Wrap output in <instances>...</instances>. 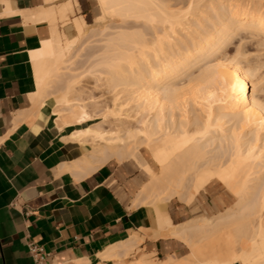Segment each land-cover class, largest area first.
Instances as JSON below:
<instances>
[{
  "label": "bare ground",
  "instance_id": "1",
  "mask_svg": "<svg viewBox=\"0 0 264 264\" xmlns=\"http://www.w3.org/2000/svg\"><path fill=\"white\" fill-rule=\"evenodd\" d=\"M202 1L97 0L101 17L133 19L140 27L150 29L149 35H152L149 36L146 30L132 34L133 29L127 34L128 30L121 26L126 29L123 30L126 34L113 31L114 36H104L105 40L98 36L99 40V33L92 30L90 33L94 35L90 40L88 29V37H83L82 41L89 40V43L94 36L98 43L103 41L99 44L103 47L97 52L100 54L103 49L104 53L92 67L101 69L108 76L106 82L111 88H118L119 96H113L112 108H104L107 103H103V99V102L97 99L93 102L92 97V102H84L83 98L74 96V77L67 79L59 91L51 89L50 79L61 74L59 70L64 69V57L75 46L62 43L63 34L55 26L56 21H63L71 13V8L65 5L58 11L42 9L37 12L40 21L44 19L52 26H49V38L42 42L41 50L35 52L33 58L38 87L37 93L31 97L33 110L20 121L29 122L45 98L52 96L56 127L59 130L77 128L68 140L85 144L90 149L69 169L88 176L110 161L119 166L133 164L150 179L149 184L142 186L137 198L135 196L137 206H149L155 202L156 229L141 230V233L152 238L166 233L181 240L189 249L186 259L168 257L156 262L142 254L129 261L133 250L144 240L143 236L132 232L127 240L98 255L101 259L125 260L128 264H264V101L257 96L264 95V89L262 93L256 86L260 85L258 80L262 75L258 74L262 71L259 69L264 67L260 66L264 60L259 63L264 55L261 56L258 50L261 47L264 50V0H208L210 8L216 11L215 17L208 18L213 22L216 20L214 26L218 28L209 33L211 28L207 34L188 30L194 21L201 19L200 22L207 23L198 14L204 12V8L207 13L203 14L208 15L210 11L209 15H213L208 6L206 10L204 1L196 13ZM71 26L78 35L87 28L81 20L74 21ZM198 26L195 29L200 30L201 25ZM121 28L115 27L114 30ZM177 31L186 34L183 38H175L173 35ZM237 36H241L240 42L234 38ZM242 38L253 40V45L257 43L258 48L254 50L261 53L258 52L256 58L257 62L261 56L259 65L254 64L253 59V62L250 60L253 65L247 62L244 66L247 56L244 60L242 55L249 49L243 52L240 47L243 54L234 50L244 63L235 56V59L228 56V52L223 53L229 41L244 44ZM92 42V45L98 44L95 40ZM182 43L183 47L180 46ZM210 58L214 59L211 61ZM86 61L82 64L88 66L89 61ZM199 63H203V69L193 76L191 72ZM86 65L81 68L85 69ZM248 83L252 85L250 93ZM182 84L185 85L181 87ZM86 91L90 94L88 89ZM189 106H198L199 116L188 117ZM132 109L136 117L134 123H129L128 111ZM175 110L180 112V120H175ZM109 118L113 129H103L99 124L83 127L98 120L106 123ZM225 124H231L230 128L223 129ZM215 133L219 135L214 136ZM146 155L154 163L156 172L148 165ZM215 186L221 191L218 202L222 210L190 223L172 225L163 204L159 203L175 198L191 205L201 191Z\"/></svg>",
  "mask_w": 264,
  "mask_h": 264
},
{
  "label": "crops",
  "instance_id": "2",
  "mask_svg": "<svg viewBox=\"0 0 264 264\" xmlns=\"http://www.w3.org/2000/svg\"><path fill=\"white\" fill-rule=\"evenodd\" d=\"M74 1L0 0V264H33L26 237L51 254V264H128L98 255L132 232L156 229L153 208L133 207L109 185L116 176L112 161L88 176L69 169L90 149L68 140L77 128L56 127L52 96L29 122L20 121L33 110V58L49 38V24L37 12L65 5L73 12ZM167 216L172 224L174 210ZM160 236L144 235L128 260L183 258L181 244Z\"/></svg>",
  "mask_w": 264,
  "mask_h": 264
},
{
  "label": "rangeland",
  "instance_id": "3",
  "mask_svg": "<svg viewBox=\"0 0 264 264\" xmlns=\"http://www.w3.org/2000/svg\"><path fill=\"white\" fill-rule=\"evenodd\" d=\"M203 1H204L205 5L207 4L206 6L204 5L206 7V10H207V6H208L209 10L212 11L211 14H213L214 16L213 15H209L210 14V11H208V13H209L208 15L203 14L205 12V8H204V12H202V13L199 12L198 13L199 8H202L203 7V4H202ZM203 1L200 3L199 7L197 8V12L196 13L200 14V18H202V19H203V17L206 19V17L208 18L209 16H211L212 18L215 17L216 11L214 12L210 8V2L208 0H203ZM72 8H73V12H71V14L68 16V18L66 17V18H64L63 21L62 20L61 21L58 20V22L57 21L55 22V26L58 28L59 32L61 33V35L63 34V36H62L63 42L62 43H64L65 45L66 44H69V43H73V46L74 45L75 46L73 47V50L69 49V52L67 51V54L65 56L66 58L64 57V59H65V63H64L65 66L63 65L64 69L61 70V71L59 70V73L61 72V74H59L57 76H54V77H52V79H50L51 89H53L55 91H59L60 89H62V87H63V85H64V83H65V81L67 79H69L71 77H74L73 80L76 82L74 84V89H73V95L74 96H79L81 99L83 98L84 102H90V101L92 102L91 99H93V98H94V101L93 102H95L97 100H98V102H99V100L101 102L104 101L103 103H107V105L104 104L105 105V107L103 106L104 108H112V106H113V103H112L113 102L112 101L113 96H114V98H115V95H118L119 96L118 88H115V89L111 88L109 86V83L106 82L108 76L104 75L101 72V69H99V68H93L92 67L93 62L96 59H98L99 56H101L100 54H102V52L104 53L103 49H101L102 52L100 51L101 53L98 54L99 49L101 47V45L99 47V44H101L103 41L102 42L99 41V43H98V39L96 40V38L94 36L95 39L92 37V39H93L92 41L95 40V41H97L98 44L95 43L94 45H92L93 44L92 41H90V43H89V40L88 41H82L83 40V37L86 34H88V32L90 33V31H92V30H94L93 33H95V31H97V33L100 34V35L97 34V37L99 36L100 38H103L104 39V36L105 37H107L108 35L114 36L113 35L114 34L113 31H115V32L118 31L117 33H119V32L122 31L123 34H126V32L124 33L123 30H126L127 29L129 31V30H132L133 29L134 32H132L133 30L132 31H129L130 33H128V31H127V34H131V32H132V34H136V33L137 34H141V33L145 32L146 29L140 27L139 26V23L137 21L133 20V19H125L126 21H124V19L121 20V18H115V17L112 18V17H109V16H108L109 18L101 17V11H100L101 9H100V6H99V3L97 2V0H79L78 2L74 1L73 2V5H72ZM200 11H202V10H200ZM205 13H207V11ZM212 18L211 19L208 18L207 20H205V19L203 20L204 22H207V23L210 20V22L208 23L209 25H206L207 23L205 24L202 21L200 22L201 19L199 21H197L198 23L194 21V22H192L193 25H192V23L190 24L192 26L190 28L188 27V30L189 31H192V32L194 30H197V33L200 31L201 33L203 32V34H205V32L207 34L208 31L211 28L212 29H211V31H209V33L212 32L213 29L215 31V29H217L218 26H216V28H215L214 25L216 24V22H215L216 20H214L215 19L214 18L213 19L214 22H213V21H211ZM75 19L82 20V22L85 25L84 28L87 27L85 29L86 31L83 29L81 35H78L77 32H76V30L74 28L72 29V26L71 25H73ZM105 20H107V21H105ZM109 20H110V22H109ZM98 22L100 24L101 23L102 24L100 25ZM104 22H105V25H104ZM97 24H98V26H97ZM194 24H196V25L194 26ZM198 24H199V26L201 25V27H202V28L200 27V30L199 29H195V27L198 26ZM202 24H204L205 27L202 26ZM50 25L52 26V24H49V26ZM69 26H71V27H69ZM121 26L124 27V28H126V29L121 28ZM92 27L94 29H91ZM111 27H112V29H111ZM115 27H117V28L119 27L121 29H119V30L115 29L114 30ZM101 29H102V31H101ZM87 30H88V32H87ZM149 30L150 29L146 30V32H148V35H149V33L151 34V30H150V32H149ZM185 34H186V32L177 31V33L174 34L173 37H175V38H178V37L179 38H183L185 36ZM93 35L94 34H91L90 33L89 37L87 35L86 36L88 38H90ZM149 36H152V35H149ZM78 37H79V39L80 38L81 39L79 40ZM240 37L237 36V37H234V38H236V39L238 38L237 40H239V42H240ZM100 38H99V40H100ZM108 38H110V37L108 36ZM151 38L150 37L149 38L147 37V39H151ZM70 39H72V40L70 41ZM73 39H76L77 41L76 40H73ZM103 39H101V40H103ZM245 39L246 38H244V40H243V38L241 39L244 42V44L241 42L242 46L245 45L244 48L241 46V44L240 45L237 44L238 43L237 40H233V43L231 41H229L227 43L228 45L226 44L227 45V47H226L227 49H224L226 52L225 51L224 52L222 51V52L223 53H227L228 52L229 53V54L227 53L228 56H231V58H233V56H235L236 57V60H237V59H240L241 58V55H240V58H238V55H237L238 53H241V51L246 52L245 50L249 49V50H247L248 53H244L245 55L243 54V52L241 53V54H243L242 55L243 56L242 59L245 56H247L246 57V60L244 58V60L246 61L245 62L246 64L243 62L242 59H240V61L242 60V62L244 63V66L247 65L248 63L250 65H253V63H251L250 60H252V62H253V59H255L254 60L255 61L254 64H257L258 63V60L261 58V56L264 55V50L262 49V47H261V49L258 48V45H257V43L255 45V42H254V45H255V47H254L253 40H250V39L247 38L248 41L250 40L252 42V44L250 45L249 43H251V42L250 41L248 42ZM90 40H91V38H90ZM230 40H232V39H230ZM87 43H89V44H87ZM95 45H96V47H94ZM103 45H104V43H103ZM79 46H81L80 49H78ZM180 46L183 47L184 46V43L180 44ZM235 47H236V49H235ZM240 47H241V51H240ZM86 48H87V50H86ZM89 48H90V50L91 49H93V50L90 51V50H88ZM250 48L253 49V50H254V48H256V50L258 48V50L262 54L259 51L255 52V50H254V53H253V50H251ZM75 49L77 50V52H76ZM176 49H177V47L174 48L173 50L176 52L177 51ZM234 50L238 51V53H234L235 52ZM94 51L95 52L98 51L97 52L98 56H96L97 54ZM80 52H81V54H80ZM258 52L261 54V56L257 59V62H256V58L259 56V53ZM84 53H87L88 56H86L87 54H84ZM252 53H253L254 56L252 55ZM255 53H256V55H255ZM227 54H226V56H227ZM216 55H217L218 58H219V56L221 57V55H218V54H216ZM250 56H251V58H250ZM77 57H80V58H77ZM85 57H87V58H85ZM88 57L89 58L91 57L92 58V61H91V59L89 60ZM235 57L233 59H235ZM263 57L261 58L262 60H260L259 63L264 60ZM83 58H84V60H83ZM211 59L213 60L214 58H210V60ZM86 60L90 62V63L89 62L87 63L88 66L86 65V63L85 64H82ZM206 61H208V60H206ZM209 62L210 61H208V63ZM66 63H67V66H66ZM259 63H258V65H259ZM77 64H78V66L80 68L79 67L78 68L76 67ZM204 64H207V63L204 62ZM83 65H86L85 66V69H82V68H84ZM262 65H264V62L260 63V66H262ZM70 66H71V69L69 71ZM81 66H82V68H81ZM202 69H203V63H199L192 70L193 73L191 72V74L193 76H196V73L198 75L199 72L202 71ZM259 70H262L261 73H258V74H262L260 76V78L262 77L261 79H264V76H263L264 75V67H261V69H259ZM62 76H63V78H62ZM53 78H54V80H53ZM184 78H183V81L185 80ZM258 78H259V75H258ZM260 78L258 80V82L260 81V85H258L259 84L258 83L256 86H258V88L262 91V89H264V88H262V87H264V81L263 80L261 81ZM186 83H187V81L185 80V84ZM184 85L182 84L181 87L184 86ZM186 87H183V89L186 88ZM251 87H252V85L250 83H248L247 84V91H248V93H250L252 91V88ZM86 89H88V91L90 92V94H92V96L87 93ZM116 90H117V92H116ZM263 91H262V93H263ZM262 95L263 94H261V95L257 94V96L260 97L264 101V95L263 96ZM99 97H101V98H99ZM116 98H117V96H116ZM102 99H103V101H102ZM132 103L133 102H131L130 104L132 105ZM130 104L127 105V108L130 106ZM101 105H100V107H102ZM110 105H112V106H110ZM213 105H215V104H213ZM197 108H198V106L197 107L194 106V108L192 106H189L187 108V112H189L188 117H191V119H193L196 115L199 116V113H198V109ZM128 114H129L130 117L127 119V121H129V123H134V119L133 118H135L136 115L134 114L133 109L130 110V112L128 111ZM179 114H180V112L178 110H175L174 111V117L176 118L175 120H178V119L180 120ZM165 116L167 117V113L166 112H165ZM93 124H99V125L102 126L103 129H106V130L113 129V127H114V125L111 124V119L110 118L107 120L106 123L102 122L101 120L100 121L98 120V121H95V122L86 124L83 127L85 128V127H88L89 125H93ZM230 126H231V124H225L224 127H223V129L230 128ZM218 135H219V133H215L214 134V136H218ZM247 138H249V136H247ZM259 143L260 142H258V144ZM140 152L143 153V149L142 148H140ZM145 157H146V161L148 162V165L152 168V170L154 172H156L157 169L154 166V163L152 162L151 158L148 155H146ZM110 164L114 167V169L116 171V176L109 181V185L111 186V188H113L119 194V196L124 201L131 203V205L133 207L134 206H137L138 205V202H137L136 198H137L139 192L141 191L140 189H142V186L144 187V186H146V184H149L150 179L148 177L146 178V176L143 173H141L140 170L138 171L137 168L133 164H131V163H126V164H123L121 166H119V165H117V164H115L113 162L110 163ZM220 193H221L220 189H218L215 186V187H212V188H206L204 191H201L198 195H196L197 197L195 196L194 201H193V204H191V205H188L184 201H180V200L175 199V198H171L170 200L165 201V203H164V201L163 202H159V203H162L163 204L166 212L169 211V210L173 212V210H174V213L176 214V218L174 220H172V225H183V224H186V223H190L192 221H195L197 218H201V217L206 218V217H209V216L215 214L216 211H221L222 210V206L218 202V199H220ZM135 196H136V198H135ZM152 198H151L150 201H152ZM154 203L155 202H153V204H148L149 207L154 208V205H155ZM142 206H145V205H142ZM160 237H162V238H172L174 241H176L179 244H181L183 246V248H184L183 249V253H184L183 254V258H181V259H186L188 257L189 249L186 247V245L184 243H182L181 240H179L177 238H174L172 236L170 237V236H168V234H166V236H160ZM138 252H139V248L137 246L133 250V252H132V254L130 256H132V255H134V253L136 254ZM156 259H157L156 257H152L151 260H155L157 262ZM159 259L160 260H158V261H161V258H159ZM125 262L126 261H124V263Z\"/></svg>",
  "mask_w": 264,
  "mask_h": 264
},
{
  "label": "built area",
  "instance_id": "4",
  "mask_svg": "<svg viewBox=\"0 0 264 264\" xmlns=\"http://www.w3.org/2000/svg\"><path fill=\"white\" fill-rule=\"evenodd\" d=\"M27 253L33 264H51L52 256L46 252L42 246L30 241L28 237L25 238Z\"/></svg>",
  "mask_w": 264,
  "mask_h": 264
}]
</instances>
